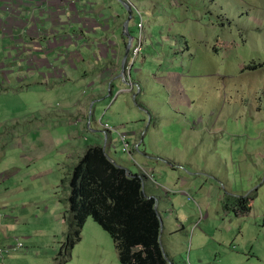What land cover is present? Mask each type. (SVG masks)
I'll use <instances>...</instances> for the list:
<instances>
[{
  "label": "crops",
  "instance_id": "1",
  "mask_svg": "<svg viewBox=\"0 0 264 264\" xmlns=\"http://www.w3.org/2000/svg\"><path fill=\"white\" fill-rule=\"evenodd\" d=\"M20 1L22 6L25 5L24 1L31 2L30 5L34 9H37L35 8L37 2L41 6H50L48 2L50 0ZM10 2L13 3V0L8 2L0 0V4H4V9L1 11H5V6ZM84 2L85 4L76 3L75 9L64 8V11L63 8L59 9L60 15H57L56 18L52 17L49 7V17L45 18L41 24L35 22L36 19H39L35 15H32L34 22L27 25L23 22L18 23L19 19L16 21L14 15L9 12L8 15L0 16V34H3L4 38H10L17 43L26 40L27 47L24 51L31 53L38 51L42 54V57H39L42 61L36 62V65L31 59L38 56L30 57V72L20 74L19 77L31 79L32 85H26L28 87L26 91H33L34 85L39 84V91L46 97L40 110L36 112L18 113L15 118L3 119L1 117L0 130L14 127L16 131L18 129L23 133L25 136L21 135L24 141L22 151H28L27 135L33 136L32 153L38 150L46 152L52 148L55 151L64 146V149L59 150L58 158L66 159L73 166L89 146L97 144L106 146L110 157L124 165L114 157V153L122 150L117 141L118 133L113 131L108 137L107 129L102 126L99 120L102 118L103 122H109L127 132L129 138L134 142L135 155L140 163V165L138 164L139 174H145L146 170L147 173L150 172L154 175L158 170L162 171L164 166V171H174L173 175L178 179L177 186L168 181H165V184H160L155 175L152 178L145 174V188L150 195H153L152 197H159L157 200L159 212L163 219L164 229L168 231L169 235L178 232L179 228H184L188 216L186 218L174 216L177 204H180L182 196L188 197L198 204L197 196H193L195 188H197L194 178L203 176L204 182H206L207 178L205 177L208 176L205 172L212 163L217 162L218 167L228 179L233 180L236 177L235 180H240L239 177L242 176L245 179L242 182L248 186V189L253 188L257 180L264 176V147L261 143L264 138V96L259 93L260 96L253 100L251 95L247 97V93L238 94L237 101L241 102L243 107L246 106L244 112L242 111L238 115L232 111V114L226 111L224 98L217 100L220 105L222 104L220 108L211 110L212 89L210 85H206L209 74L206 73V70L198 73L193 72L196 68L205 67L206 69L207 52L210 63L213 50H215V55L216 53L221 54L220 50L223 45L219 39H216L214 43L205 38L197 41L203 33L204 37L207 36L206 31L210 29V24L201 23L198 25L197 23L191 30H188L192 26V22L196 20L195 18L180 17L172 11L165 10L163 7L165 5L156 1L131 0L135 8L129 27L132 35L137 37L140 31L138 22L143 16L145 40L140 56L135 60L132 70L128 74L130 78L125 81L123 76L125 70L122 72V63L128 43V37L124 34V22L128 16L125 9L120 7L119 0H84ZM77 5L80 9L77 8ZM22 10L24 9L22 8ZM201 11L204 12V10ZM87 13L96 14L87 15L91 17L89 24H92L93 27L88 25L85 28L82 18H89L85 15ZM24 15L26 14L21 17ZM71 15H76L75 24L69 23L70 27L58 25L59 20L63 24L66 23L60 16L70 17ZM76 24L78 26L74 29L73 26ZM176 24L177 27L173 31ZM205 26L207 30L204 29ZM216 28L215 32H219L220 27ZM32 31L34 34L31 33ZM55 31H59V33ZM70 32L73 33V39L67 40L66 46L61 45L63 42L60 35L70 34ZM52 33L54 34L50 39ZM182 36L186 38V43L182 42ZM225 43H227V38ZM51 45L55 47L50 48ZM67 52L73 56H67ZM197 52L203 55L200 63L196 59ZM50 55L54 57L52 61L48 58ZM71 58H75L76 62L72 63ZM79 61L85 63L79 66ZM36 68H42V70L37 71ZM258 68L250 67L245 70ZM160 69L163 71L166 69L169 72L166 76H160L157 73L160 72ZM1 80L3 81L0 82V97L19 96L20 92L24 90L25 82L21 85L19 80H16L15 84H9L7 78L1 77ZM151 83L154 91L149 89L147 93L146 88ZM139 88L142 94L134 98V93ZM114 93L117 95L113 96L107 112L97 117L93 111L90 119L89 113L93 110L92 107L99 108L105 103L104 100ZM55 98L62 100L61 106H58L61 108L60 110L54 107ZM172 111L175 114L171 113ZM231 116H234V122L242 132L240 136L243 139L239 141L238 145H236L237 141L228 143L224 139V132L227 130L225 122ZM19 121L31 123L30 127H20ZM40 122H42L41 125L38 124ZM172 123H176L178 127L176 135H179L181 142L186 143L177 147L178 152L175 151L174 142L169 140L170 137L176 136L170 135L166 131ZM47 124L52 125L54 132H59L58 126L60 125L64 127L65 131L61 135L54 134L50 141L44 140L46 135L42 132ZM73 125H77L80 131L75 132L72 129ZM86 131L93 133V144L83 142L82 134ZM115 133H117V137L114 136ZM68 134L69 141H67ZM247 134L250 135V138L254 136V142H246V137L249 136ZM143 136H146L144 140ZM160 140L167 142L163 149H161L163 146ZM243 141L246 147L242 144ZM141 142L142 153L137 149ZM232 151H236L238 154ZM252 151L255 152L252 153ZM206 154L208 163L204 161ZM244 162L248 163L249 168L244 167ZM58 164L61 165L62 162L59 161ZM187 167L193 171H188ZM8 169H12V166H8ZM4 170L9 171L7 167ZM17 175V172L10 173V177H17ZM29 175L27 174V177ZM26 179L33 180L32 178L23 180ZM170 191L175 193L174 197L170 196ZM253 192L254 190H251L250 194ZM178 193H181L182 196ZM241 196L245 195L237 197ZM198 197L206 199L204 194ZM162 238L168 256H184L183 251L171 248L165 243L163 236ZM92 257L94 256H87L90 260ZM97 257L109 260L110 256Z\"/></svg>",
  "mask_w": 264,
  "mask_h": 264
},
{
  "label": "rangeland",
  "instance_id": "2",
  "mask_svg": "<svg viewBox=\"0 0 264 264\" xmlns=\"http://www.w3.org/2000/svg\"><path fill=\"white\" fill-rule=\"evenodd\" d=\"M152 1L164 4L165 10L172 11L180 17L195 18L196 20L192 22L193 24L188 30H191L197 23L198 25L201 23L210 24V29L207 30V27H204L207 30V36L204 37L203 33L197 41L202 38L208 39L212 43L216 39L222 41L221 54L216 53L215 55V50H213L210 63L207 52L206 69L203 67L193 70L194 73L206 70V73L209 74L206 85H210L212 89L211 110L220 108L222 104L220 105L217 100L224 98L226 111L228 113L232 111L238 115L240 112H244V107H246L237 101L238 94L247 93V97L251 95L253 100L260 96L259 93L264 96V0ZM48 2L50 6H41L37 2L35 3L37 9H34L29 1H24L25 5L22 6L20 0H13V3L10 2L5 6V11H1L4 9V4H0V16L8 15L9 12L14 15L16 21L19 19L18 23L23 22L27 25L34 22L32 15H35L40 19H36L35 22L41 24L45 18L49 17V7L52 17L56 18L57 15H60L59 9L63 8V11L64 8L75 9L76 3L85 4L84 0H50ZM120 7L123 6L120 5ZM77 8L80 9L78 5ZM23 14L26 15L21 17ZM81 14L83 15V13ZM85 15L96 14L87 13ZM60 17L66 23L63 24L59 20L58 25L70 27L69 23H74L76 15ZM90 18H82L85 28L88 25L93 27L92 24H89ZM77 26L78 24L73 28L75 29ZM217 26L220 27L219 32H215ZM176 27L177 24L173 31ZM55 32L59 33V31ZM31 33L34 34L33 31ZM53 34L50 35V39ZM60 36L63 42L61 45L64 46H66L67 40L73 39L72 32ZM226 38L227 43H225ZM185 39V37H181L183 43ZM203 42H205L204 39ZM134 43L136 44V41ZM26 47V40L17 43L0 34V82L3 81L1 77L7 78L9 84H15L16 80L21 81V85L25 82L24 90L20 92L19 96L0 97V118H15L18 113L36 112L40 110L46 99L45 95L39 91V84L34 85L33 91H26L28 88L26 85H32V81L19 77L20 74L30 72V57L38 56L31 59L35 65L36 62L42 61L39 58L42 57L41 53L24 51ZM53 47L55 46H50V48ZM67 56L72 57L73 54L67 52ZM202 56L197 52V62H202ZM48 58L52 61L54 57L50 55ZM71 59L72 63L76 62L75 58ZM255 62L262 65L255 70H245L254 67L252 64ZM84 63L79 61L78 65L81 66ZM36 70L40 71L42 68H36ZM168 72L166 69L164 71L160 69V72L157 73L160 76H166ZM128 74L126 69L125 81H128ZM149 87L154 91L152 83ZM114 95L116 96L117 93L107 97L104 100L105 103L99 108L95 109L93 106V110L89 114L92 116L93 111L97 117L105 114ZM218 96L220 97L218 98ZM61 101L60 98H55L54 107L60 110L61 108L58 106H61ZM171 113L175 114L174 111ZM234 119V116L226 119L227 130L224 132V139L228 143L237 141L236 145H238L243 137L240 136L242 132L239 131ZM19 124L20 127L29 128L31 123L19 121ZM38 124L41 125L42 122ZM32 126L34 127V125ZM58 127L59 132H54L52 125L47 124L42 132L46 135V138L43 139L50 141L54 134H63L64 127L61 125ZM15 129L12 127L0 130V250L5 247L12 248L20 243H23L24 247L5 256L0 254V264H54L68 231L64 220L68 206L61 200L69 194L68 188L63 187V179L71 172L73 165L66 159L58 158L59 150L64 149V146L55 151L52 148L50 151L38 150L32 153L34 140L31 135L26 136L28 151H22L24 143L22 136L25 135ZM72 129L75 132L80 131L77 125H73ZM177 129L176 123H172L166 131L168 134L176 136L170 137L169 140L174 142L175 151L178 152L177 147L186 143L181 142L179 135H176ZM114 136L117 137V133ZM93 138V133L90 131L82 134V140L87 144H93ZM129 140L133 145V140L131 138ZM67 141H69V134ZM248 141L254 142V136L252 138L250 135L247 136L246 142ZM160 143L163 146L161 149L165 148L167 142L160 140ZM261 143L264 147V138ZM242 144L246 147L244 141ZM120 152L114 153V157L123 162V166L126 165L125 167L129 170L138 173V164L140 165V163L132 161L126 153L123 155L122 150ZM232 152L238 154L236 151ZM59 161L62 162L61 165L58 164ZM204 161L208 163L207 154ZM10 165L12 169H8ZM247 165L248 163L244 162L245 168H249ZM218 166L216 162L207 167L206 182H204L203 176L194 178L197 188H195L193 196H197L198 204L178 193L182 197L174 211V216L182 218L188 216V220L185 221V229L179 228L178 232L171 235L163 229V237L165 243L173 249L183 251L184 256H169L170 264H264V176L257 180L253 188L248 189V186L242 182L245 180L242 176L239 177L241 181L235 180L236 177L233 180L228 179ZM5 167L9 171H5ZM164 169L163 166L162 171L158 170L154 174L157 182L165 184V181H168L177 186L178 179L173 175L174 171H164ZM187 170L193 171L190 167H187ZM11 172H17V177H10ZM27 174L30 175L27 177ZM31 175L34 176L31 177ZM24 178L33 180H23ZM251 190H254L251 194L254 196L253 209L244 214L239 213L233 203L237 196H248L247 194H250ZM203 194L206 196L205 200L198 197ZM170 196L174 197L175 193L170 191ZM211 205L212 207H210ZM84 230V238L74 249V259L69 264H121L114 238L108 231L93 218L87 221ZM87 256L94 257L90 260ZM97 256L110 257L109 260H106Z\"/></svg>",
  "mask_w": 264,
  "mask_h": 264
},
{
  "label": "trees",
  "instance_id": "3",
  "mask_svg": "<svg viewBox=\"0 0 264 264\" xmlns=\"http://www.w3.org/2000/svg\"><path fill=\"white\" fill-rule=\"evenodd\" d=\"M145 178L115 163L104 145L89 146L63 179L69 190L61 200L68 206L64 217L68 231L54 264L73 259L90 218L112 235L121 264H169L158 201L148 196ZM253 199L251 194L241 196L233 204L244 214L252 209Z\"/></svg>",
  "mask_w": 264,
  "mask_h": 264
},
{
  "label": "built area",
  "instance_id": "4",
  "mask_svg": "<svg viewBox=\"0 0 264 264\" xmlns=\"http://www.w3.org/2000/svg\"><path fill=\"white\" fill-rule=\"evenodd\" d=\"M139 15L141 16V14L139 13ZM138 26L140 29L143 28L144 26V21L142 20V16H141V20L138 22ZM144 36L143 34H139L137 37H135L134 42L136 41V44L133 42L132 46H131V53H130V59L127 62V66L126 69L128 70L129 74L132 70V67L135 63L136 58L140 55L141 51H142V47L144 45ZM100 123L102 124V126L104 128L107 129V133H112L117 132L118 133V144L122 147V150L124 153L128 154L132 160H135L139 163V161L136 158L135 155V149L134 146L131 144L130 140H129V136L127 132H124L122 130H120L119 128L113 126L112 124H110L109 122H103L102 119H100ZM148 171V170H147ZM145 174L149 177L154 178V175L151 174L150 172L147 173L145 170ZM24 247V245L22 243H20L17 246H14L12 248H4L0 250V254L2 256H5L6 254H10L12 251H19Z\"/></svg>",
  "mask_w": 264,
  "mask_h": 264
},
{
  "label": "water",
  "instance_id": "5",
  "mask_svg": "<svg viewBox=\"0 0 264 264\" xmlns=\"http://www.w3.org/2000/svg\"><path fill=\"white\" fill-rule=\"evenodd\" d=\"M120 3L122 4V6L126 9L127 13H128V16L124 22V34L128 37V43H127V48H126V52H125V57L123 59V68H122V72L125 70V62L130 54V49H131V46H132V43H133V35L132 33L130 32L129 30V23L130 21L132 20V17H133V10L131 7H129V5L126 4L125 1L123 0H119ZM148 86V85H147ZM141 89L139 88L137 92L134 93V98H136L138 95H141L142 93L140 92ZM146 91L148 93L149 91V86L146 88ZM145 139V136H143V140ZM142 144L139 143L137 149H139V152L142 153V150L140 148V145ZM106 148V146H105ZM115 163H117L118 165L124 167L123 165L119 164L116 160H113ZM129 171V170H128ZM146 189V188H145ZM146 191V190H145ZM147 192V191H146ZM148 196L149 197H152L153 195H150L148 192H147ZM155 197V196H154ZM157 200H159V197H155ZM162 225H163V228H162V232H163V229H164V223H163V219H162Z\"/></svg>",
  "mask_w": 264,
  "mask_h": 264
},
{
  "label": "clouds",
  "instance_id": "6",
  "mask_svg": "<svg viewBox=\"0 0 264 264\" xmlns=\"http://www.w3.org/2000/svg\"><path fill=\"white\" fill-rule=\"evenodd\" d=\"M123 1H125L126 2V4L127 5H129V7H131L132 8V10H133V14H134V5H133V3L131 2V0H123ZM121 4V3H120ZM122 5V4H121ZM126 13H127V11H126ZM127 15H128V13H127ZM133 18V17H132ZM142 18H143V16H142ZM138 22V21H137ZM130 28V27H129ZM138 28H139V26H138ZM144 26H143V28L142 29H140L139 28V33H138V35L141 33V34H143V36H144V39H145V32H144ZM134 40H135V37L133 36V42H134ZM133 44V43H132ZM130 53H131V49H130ZM128 57H130V54H129V56ZM128 59V58H127ZM130 59V58H129ZM128 59V60H129ZM128 60L125 62V71H126V66H127V62H128ZM60 73H62L63 74V72H60ZM125 73V72H124ZM123 76H124V74H123ZM128 78H130L129 77V75H128ZM133 86V85H132ZM90 117H92L91 115H90ZM91 119V118H90ZM102 119V118H101ZM100 121V120H99ZM103 121V120H102ZM109 135H110V132L109 133H107V136L109 137ZM145 173V172H144ZM162 228H163V225H162ZM162 236H163V232H162ZM84 238V237H83ZM162 241H163V238H162ZM64 242V241H63ZM62 242V243H63ZM23 244V243H22ZM24 245V244H23ZM6 248V247H5ZM165 248V247H164ZM1 249H4V248H1ZM12 252H14V251H12ZM11 252V253H12ZM165 252H166V254H167V251H166V249H165ZM10 253V254H11ZM167 256H168V254H167ZM74 258V257H73ZM168 258H169V264L171 263V259H170V257L168 256ZM71 262V261H70Z\"/></svg>",
  "mask_w": 264,
  "mask_h": 264
}]
</instances>
